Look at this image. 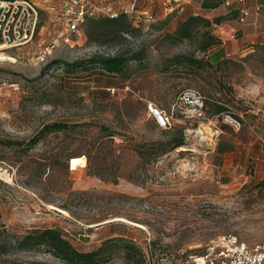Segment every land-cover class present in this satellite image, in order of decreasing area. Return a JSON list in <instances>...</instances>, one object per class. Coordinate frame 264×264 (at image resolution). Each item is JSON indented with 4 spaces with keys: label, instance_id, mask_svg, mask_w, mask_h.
<instances>
[{
    "label": "rangeland",
    "instance_id": "obj_1",
    "mask_svg": "<svg viewBox=\"0 0 264 264\" xmlns=\"http://www.w3.org/2000/svg\"><path fill=\"white\" fill-rule=\"evenodd\" d=\"M33 1L40 20L33 39L0 52L14 59L0 60V138L27 141L55 121L86 125L50 132L27 151L23 144H0V227L17 235L57 228L83 251L122 236L136 242L149 264H192L211 240L225 236L249 246L264 242V40L250 42L252 50L235 48L226 68L173 64L163 71L174 55L207 58L212 52L214 46L197 48L200 33L176 43L164 36L191 13L207 15L202 0H180L175 11L165 10L160 0H141L139 7L152 15L134 22L143 29L105 43L90 41L86 31L79 42H66L57 0ZM225 3L212 17L228 18L214 24L213 32L242 38L235 12L242 4ZM246 5L264 10V0H246ZM46 47L50 52L39 61ZM140 47L146 65L136 67L129 79L82 69L70 74L56 61ZM220 56L216 49L211 60ZM188 88L204 93L209 104L225 103L224 111L237 117L240 126L224 123L221 115L201 123L185 118L175 104ZM152 105L174 110L170 127L156 124ZM111 130L117 133L114 138L106 135ZM181 133L185 144L179 147L161 153L153 146ZM136 145L152 153L143 157ZM8 258L21 264H63L44 252ZM104 264L131 263L119 252Z\"/></svg>",
    "mask_w": 264,
    "mask_h": 264
},
{
    "label": "trees",
    "instance_id": "obj_2",
    "mask_svg": "<svg viewBox=\"0 0 264 264\" xmlns=\"http://www.w3.org/2000/svg\"><path fill=\"white\" fill-rule=\"evenodd\" d=\"M225 1L226 0H202L201 6L204 8H216ZM175 10L176 9H174V11ZM235 12L239 15L238 9H236ZM227 18V15L224 14L208 17L201 13H191L179 21L178 26L173 32H166L164 36L170 39L171 42L176 43L185 39H192L196 34L200 33L201 40L197 48L201 51H206L208 48L222 43L221 37L213 32V25L219 24ZM163 22L164 21H162V23ZM84 26L88 39L98 43H105L107 41L118 42L120 39H126L127 35L135 34L143 29V25H136L134 23V17L125 12L120 13L117 17H89L85 20ZM39 27L40 21L36 31H38ZM146 56L145 49L140 47L137 49L122 50L114 55L95 54L89 58L72 62L62 60L56 61L61 62L70 74L76 73L79 69H82L89 70L90 75L108 73L115 76L118 75L122 79H129L133 75L135 69L146 65L144 62ZM230 61L231 59L227 56H221L217 61H212L210 55H207V58H203L196 57L194 54H177L166 59L164 66H162V70L168 71L173 64H180L189 69L199 70L206 67L214 69L226 68ZM220 86L222 89L225 88L224 91H226L225 83L220 81ZM202 94L205 97L208 116L219 114L226 109L225 103L219 101H211V104H209V99L204 93ZM153 118L158 125L154 116ZM79 125L84 126L86 123L72 125L60 121L46 123L27 141L0 138V144L8 146L23 144V147H21L22 150L27 151L38 144L48 133L61 129H72ZM116 134L114 130H111L106 135L114 138ZM183 144H185V136L181 133L173 135L169 139L158 141L153 146H156L161 153H166ZM135 149L139 154L143 155V157L146 156L147 153H152V150H150L151 148L146 149L143 145H136ZM220 150H224V148ZM66 166L68 168V163ZM102 172V169H97V171H95V173L104 177L105 175ZM63 208L69 209L67 206H63ZM22 252L49 253L63 264H104L115 254L123 252L125 258L131 264H149L147 255L136 242L130 238L122 236L109 237L103 240L97 248L90 251H83L74 246L66 235L57 228H35L28 230L24 234L17 235L11 233L6 227L1 226L0 264H21L17 260H10L8 257Z\"/></svg>",
    "mask_w": 264,
    "mask_h": 264
},
{
    "label": "built area",
    "instance_id": "obj_3",
    "mask_svg": "<svg viewBox=\"0 0 264 264\" xmlns=\"http://www.w3.org/2000/svg\"><path fill=\"white\" fill-rule=\"evenodd\" d=\"M242 5L238 8L239 21H245L250 10L246 0H238ZM165 10H174L180 0H160ZM228 2V0H226ZM59 18L64 26V40L69 43L79 42L85 37L84 23L89 17H117L125 12L132 14L134 22H142V16L148 10L139 6L141 0H57ZM176 5V6H175ZM257 10L260 5H257ZM39 6L33 0H0V51H8L15 46L29 43L37 30L39 23ZM50 52L49 47L42 49L37 59L44 61ZM188 120L197 122L213 121L221 115L224 123L239 127L240 120L229 111L208 116L204 95L197 89H185L180 93L176 104ZM174 110L157 109L153 111L158 125L170 127ZM264 162V143L262 148ZM192 264H264V242L247 245L234 236L220 237L211 240L201 254L191 258Z\"/></svg>",
    "mask_w": 264,
    "mask_h": 264
},
{
    "label": "crops",
    "instance_id": "obj_4",
    "mask_svg": "<svg viewBox=\"0 0 264 264\" xmlns=\"http://www.w3.org/2000/svg\"><path fill=\"white\" fill-rule=\"evenodd\" d=\"M228 2H226L225 4H228ZM222 5V4H221ZM178 6V5H177ZM176 6V7H177ZM240 6V5H239ZM238 6V7H239ZM221 6H218L216 8H204L202 7V9L206 12V16L208 17H212V15L215 13V10L220 8ZM250 10H251V14L249 15V17L247 18L246 22H240L238 28H242L241 30H243L244 35L242 38H235L233 37H224L221 36L223 39V42L219 45H215L214 47H212V52L209 54L210 57L213 54V52L218 49L221 53V56H227L230 54V52H233V50L238 47H241L242 50H252L249 49L250 46L249 43L250 42H255V41H263L264 40V30H263V26H262V21L264 17V10H261L260 12H257V10H253V8L250 6ZM264 22V21H263ZM232 29H234V31H237V29H235V27H232ZM220 56V57H221Z\"/></svg>",
    "mask_w": 264,
    "mask_h": 264
},
{
    "label": "bare ground",
    "instance_id": "obj_5",
    "mask_svg": "<svg viewBox=\"0 0 264 264\" xmlns=\"http://www.w3.org/2000/svg\"><path fill=\"white\" fill-rule=\"evenodd\" d=\"M0 52H5V51H0ZM0 60H10V61H14L13 58L11 57H6L4 53H0ZM155 110V107L152 105V111Z\"/></svg>",
    "mask_w": 264,
    "mask_h": 264
}]
</instances>
